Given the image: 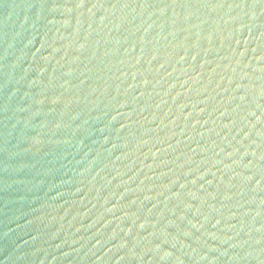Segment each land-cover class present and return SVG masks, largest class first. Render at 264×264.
Here are the masks:
<instances>
[{
	"label": "water",
	"instance_id": "water-1",
	"mask_svg": "<svg viewBox=\"0 0 264 264\" xmlns=\"http://www.w3.org/2000/svg\"><path fill=\"white\" fill-rule=\"evenodd\" d=\"M0 264H264V0H0Z\"/></svg>",
	"mask_w": 264,
	"mask_h": 264
}]
</instances>
